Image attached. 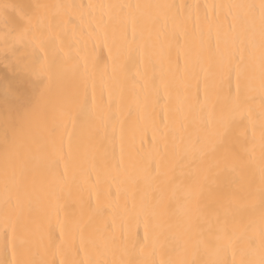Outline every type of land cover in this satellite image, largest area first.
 <instances>
[{
  "label": "snow or ice",
  "instance_id": "snow-or-ice-1",
  "mask_svg": "<svg viewBox=\"0 0 264 264\" xmlns=\"http://www.w3.org/2000/svg\"><path fill=\"white\" fill-rule=\"evenodd\" d=\"M0 66V264H264V0H0Z\"/></svg>",
  "mask_w": 264,
  "mask_h": 264
},
{
  "label": "bare ground",
  "instance_id": "bare-ground-1",
  "mask_svg": "<svg viewBox=\"0 0 264 264\" xmlns=\"http://www.w3.org/2000/svg\"><path fill=\"white\" fill-rule=\"evenodd\" d=\"M84 2H87V0H84ZM98 52H99V55H100L102 60L107 58V49L106 48H104L102 50H98ZM2 72H3V67L0 66V73H2ZM147 132H148V135L150 136L151 130L148 129ZM61 167H62V165H61ZM117 220H118V223L121 224L124 228L133 229V230L136 229L135 213L131 209H129L127 214H123V215L118 214ZM139 231L142 234V227L139 229Z\"/></svg>",
  "mask_w": 264,
  "mask_h": 264
}]
</instances>
